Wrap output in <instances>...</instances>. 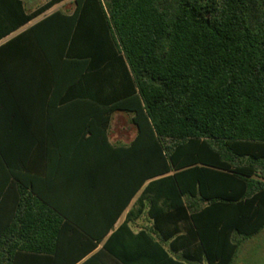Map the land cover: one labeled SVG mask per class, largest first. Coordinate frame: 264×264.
Returning a JSON list of instances; mask_svg holds the SVG:
<instances>
[{
    "label": "trees",
    "instance_id": "16d2710c",
    "mask_svg": "<svg viewBox=\"0 0 264 264\" xmlns=\"http://www.w3.org/2000/svg\"><path fill=\"white\" fill-rule=\"evenodd\" d=\"M74 4L30 32L51 39L67 95L98 106L105 140L114 112L134 115L126 199L94 232L22 189L0 203V264L79 263L145 185L138 209L83 264H235L264 231V0ZM146 209L152 229L134 235L129 225Z\"/></svg>",
    "mask_w": 264,
    "mask_h": 264
},
{
    "label": "crops",
    "instance_id": "0c3cea01",
    "mask_svg": "<svg viewBox=\"0 0 264 264\" xmlns=\"http://www.w3.org/2000/svg\"><path fill=\"white\" fill-rule=\"evenodd\" d=\"M66 2L27 22V16L45 3L0 0V203L14 204L24 189L33 199L46 198L83 228L97 232L105 229L109 217L126 199L130 175L126 149L137 137V129L132 113L114 112L105 140L99 127L104 115L98 106L92 99L67 95L60 79V61H56V51L50 50L51 39L45 33L30 32ZM57 53L59 56V49ZM145 188L97 249L77 264L97 253L138 209ZM147 211L130 223L134 235L152 229ZM69 237L90 243L79 234ZM134 241L126 233V246L133 251ZM142 243L137 250L144 260Z\"/></svg>",
    "mask_w": 264,
    "mask_h": 264
},
{
    "label": "rangeland",
    "instance_id": "374dc122",
    "mask_svg": "<svg viewBox=\"0 0 264 264\" xmlns=\"http://www.w3.org/2000/svg\"><path fill=\"white\" fill-rule=\"evenodd\" d=\"M47 1L48 0H35V3L36 5H41ZM74 7V0H69L66 4L57 6L56 8L64 12H71ZM235 264H264V231L244 243L235 260Z\"/></svg>",
    "mask_w": 264,
    "mask_h": 264
}]
</instances>
